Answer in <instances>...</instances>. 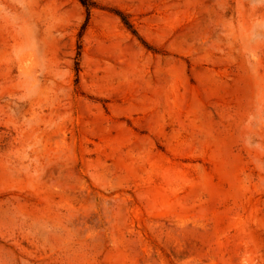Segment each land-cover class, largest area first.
Returning a JSON list of instances; mask_svg holds the SVG:
<instances>
[{
  "label": "rangeland",
  "instance_id": "1",
  "mask_svg": "<svg viewBox=\"0 0 264 264\" xmlns=\"http://www.w3.org/2000/svg\"><path fill=\"white\" fill-rule=\"evenodd\" d=\"M92 1L0 0V264H264V0Z\"/></svg>",
  "mask_w": 264,
  "mask_h": 264
},
{
  "label": "trees",
  "instance_id": "2",
  "mask_svg": "<svg viewBox=\"0 0 264 264\" xmlns=\"http://www.w3.org/2000/svg\"><path fill=\"white\" fill-rule=\"evenodd\" d=\"M81 5L85 8L86 10V19H85V22L84 24L82 25L81 27V31L79 33V36L82 35V32L85 30L86 26L88 25V22H89V19H90V16H91V12L93 9H95L97 6L95 4L94 1L92 0H78ZM115 14L121 19V21L124 23V25L129 29L131 30V32L133 34L136 35V32L135 30L133 29V26L132 24L130 23L129 19H128V16L122 14L121 12H115ZM80 46H78V52H77V57H76V61H75V65H74V71L76 72V74L79 73L80 71Z\"/></svg>",
  "mask_w": 264,
  "mask_h": 264
}]
</instances>
